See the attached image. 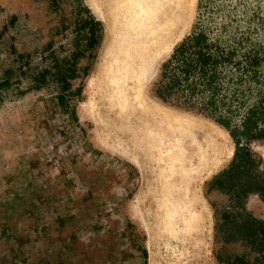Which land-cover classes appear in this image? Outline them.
<instances>
[{"label": "rangeland", "instance_id": "obj_1", "mask_svg": "<svg viewBox=\"0 0 264 264\" xmlns=\"http://www.w3.org/2000/svg\"><path fill=\"white\" fill-rule=\"evenodd\" d=\"M162 1L164 39L143 91L206 145L186 173L172 172L177 145L149 132L135 145L113 67L123 0H0V264H264L260 233L216 236L212 203L229 211V194L209 181L232 158L228 128L152 91L198 12V0ZM201 23L231 54L223 93L238 126L264 101V0H208ZM244 143L264 168V138ZM176 200L190 210L187 238L170 230ZM244 208L264 222L257 193Z\"/></svg>", "mask_w": 264, "mask_h": 264}, {"label": "trees", "instance_id": "obj_2", "mask_svg": "<svg viewBox=\"0 0 264 264\" xmlns=\"http://www.w3.org/2000/svg\"><path fill=\"white\" fill-rule=\"evenodd\" d=\"M207 3L208 0H198L196 21L162 63L152 91L163 101L208 114L226 126L234 139L232 158L209 181L210 188L229 194V211L217 209L212 203L217 238H249L257 233L264 237V222L244 208L249 193H257L264 201L262 158L244 143L250 138H264V101L248 108L238 126L230 125L226 119L229 103L223 93L222 71L231 54L218 39H211L202 26L201 14Z\"/></svg>", "mask_w": 264, "mask_h": 264}, {"label": "bare ground", "instance_id": "obj_3", "mask_svg": "<svg viewBox=\"0 0 264 264\" xmlns=\"http://www.w3.org/2000/svg\"><path fill=\"white\" fill-rule=\"evenodd\" d=\"M120 5L124 19L121 29L116 33L117 57L113 67L114 76L118 80L116 88L122 96L121 102L130 109L131 115L127 121L135 129V145L141 144L142 138L148 137V132L153 144L177 145L178 152L172 159V172L186 173L194 168L200 152L207 151L206 145L199 141L190 144L189 138L182 132V125L185 123L183 117L148 99L143 91V81L148 76V56L160 49L164 39V15L167 7L162 0H123ZM87 115L86 105H83L79 116L84 118ZM182 199L186 203L187 199ZM184 207L176 200L172 206L167 204L165 212L172 233L187 238L190 234V210L186 212L182 209Z\"/></svg>", "mask_w": 264, "mask_h": 264}]
</instances>
